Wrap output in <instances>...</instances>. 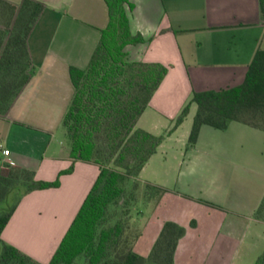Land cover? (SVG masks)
Instances as JSON below:
<instances>
[{
	"label": "crops",
	"instance_id": "obj_1",
	"mask_svg": "<svg viewBox=\"0 0 264 264\" xmlns=\"http://www.w3.org/2000/svg\"><path fill=\"white\" fill-rule=\"evenodd\" d=\"M35 1L45 10L28 40L34 72L0 115V173L11 165L53 182L73 171L60 187L25 195L2 240L49 264L100 174L99 166L71 158L62 124L74 96L70 68L89 66L110 17L105 0ZM125 8L131 33L144 40L125 48L129 60L168 68L137 124L165 139L137 178L135 252L149 256L164 225L174 222L186 230L175 264H257L264 255V221L256 216L264 200V131L231 122L210 144L203 138L213 127H202L194 148L189 137L198 109L193 94L241 85L264 51L260 1L129 0ZM147 184L167 191L148 201Z\"/></svg>",
	"mask_w": 264,
	"mask_h": 264
},
{
	"label": "trees",
	"instance_id": "obj_2",
	"mask_svg": "<svg viewBox=\"0 0 264 264\" xmlns=\"http://www.w3.org/2000/svg\"><path fill=\"white\" fill-rule=\"evenodd\" d=\"M264 19V0H259ZM109 24L89 66L70 68L74 96L63 119L71 158L92 163L100 174L49 264H175L186 230L167 222L149 257L134 250L141 230L133 223L138 202V176L157 152L165 136L137 128L141 115L168 74L157 63L132 62L125 48L144 40L131 33L126 11L129 0H105ZM131 6V5H130ZM45 5L23 0L15 5L0 0V115H6L33 76L28 40ZM2 18L5 20L2 21ZM197 105L189 148L198 142L202 127L227 129L238 122L264 131V51L259 50L244 82L219 91L195 92ZM185 106L176 126L188 116ZM40 181L32 170L6 165L0 173V264H41L2 240V233L23 197L33 191L60 187ZM20 190L23 194L17 196ZM166 189L146 185L148 201H159ZM264 200L256 216L264 221ZM257 264H264V255Z\"/></svg>",
	"mask_w": 264,
	"mask_h": 264
},
{
	"label": "rangeland",
	"instance_id": "obj_3",
	"mask_svg": "<svg viewBox=\"0 0 264 264\" xmlns=\"http://www.w3.org/2000/svg\"><path fill=\"white\" fill-rule=\"evenodd\" d=\"M5 19L4 18H2V21H4ZM0 29H2V30H6L5 29V22H2V24H0ZM207 130H210V132H212V134L211 133H207L205 136H204V138H203V142L204 143H206V144H210V142H213L214 140H216V137L218 136V135H216L218 132H220V131H218V130H216V129H212V128H209V129H207ZM209 132V131H208ZM213 132H216V133H213ZM216 137H215V136ZM24 193V190H20L19 192H18V194H17V196H15L14 198H13V203L16 201V197H18L20 194H23ZM264 214V213H263ZM135 246V245H134ZM1 251H2V246H1V244H0V254H1ZM152 252V251H151ZM151 254V253H150ZM150 254H149V256H150ZM149 256H147V257H149ZM146 257V258H147ZM83 264V263H82Z\"/></svg>",
	"mask_w": 264,
	"mask_h": 264
},
{
	"label": "built area",
	"instance_id": "obj_4",
	"mask_svg": "<svg viewBox=\"0 0 264 264\" xmlns=\"http://www.w3.org/2000/svg\"><path fill=\"white\" fill-rule=\"evenodd\" d=\"M1 148H2V147H1ZM3 154H4V156L8 157V156L10 155V152H9L8 150H3ZM6 163H8V164H12V162L9 161V160H7Z\"/></svg>",
	"mask_w": 264,
	"mask_h": 264
}]
</instances>
